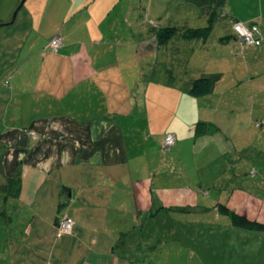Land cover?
<instances>
[{
  "label": "crops",
  "instance_id": "0c3cea01",
  "mask_svg": "<svg viewBox=\"0 0 264 264\" xmlns=\"http://www.w3.org/2000/svg\"><path fill=\"white\" fill-rule=\"evenodd\" d=\"M71 1L58 16L49 7L25 12L16 27L9 25L18 10L11 23L0 21V264H167L161 260L166 249H172L174 264H182L181 257L190 264H264V229L231 225L215 207L218 197L209 195L226 191L222 204L264 224V201L241 188L244 166L220 182L226 165L210 169L213 179L205 184L183 177L190 167L192 174L198 171L194 154L198 159L206 151L211 163L222 159L220 148H229L222 126L264 133V122L254 126L264 119V0H224L207 37L176 36L165 43L154 32L168 19L146 40H118L114 8L84 5L82 18L75 16L81 4ZM146 2L147 11L137 17L148 18L163 0ZM180 3L206 23L201 8ZM230 19L254 28L259 44L243 45ZM68 20L79 25L66 28ZM188 20L168 25L196 26ZM55 34L62 44L52 51L46 41ZM133 62L136 74L128 69ZM156 66L162 78H154ZM203 76L212 78L209 92L188 94L191 81ZM183 113L192 117L186 125L205 122L207 129L193 132L187 143L179 139V126L170 129L174 143L166 154L151 116ZM182 144L190 155L179 152ZM10 179L16 182L12 195L6 191ZM208 203L216 209L211 216L204 215ZM166 210L187 216L178 223L181 241L161 240ZM202 213L212 223L197 218ZM64 215L73 218L71 233L58 235L56 222ZM232 234L255 241L254 248L237 250L233 259L225 247Z\"/></svg>",
  "mask_w": 264,
  "mask_h": 264
},
{
  "label": "rangeland",
  "instance_id": "374dc122",
  "mask_svg": "<svg viewBox=\"0 0 264 264\" xmlns=\"http://www.w3.org/2000/svg\"><path fill=\"white\" fill-rule=\"evenodd\" d=\"M111 1L113 0H87L86 3L84 4L81 2V0H76V3L78 5L79 3L81 4V7H80L81 10L80 8H78V10L82 12L79 11L78 13H76L75 16L78 17L80 15L82 16V18H85L87 16V11L85 8H88V7L90 10L91 9L97 10V9L102 8V6L107 7L103 11L114 8V10L117 11V13L115 14L118 15V20L116 22L118 40L128 39V40H134L135 42L138 40V38L142 40H146L149 36H152L154 28L162 24L164 19H168V21L171 22L179 17L181 18L186 17L189 19L188 22L191 25H196L195 27L199 25L203 26L205 23L203 22V20H200V19L198 20V18L200 17L198 11H195L194 9L190 10L189 7H187L186 9L185 6H184L185 8H183L181 6L180 0H163V3L161 6L158 5L157 7H155V10L146 13L148 15V18L137 17L138 11L147 9V6H146L147 0H115L114 6L109 8ZM20 2L21 0H0V21L2 22L10 21L12 13L17 8L18 12L16 16V23L9 25V26L16 27L18 26V24H20L22 16L24 15L25 12L28 13L29 11L31 12L38 11L39 13L40 12L44 13L50 7V12L48 13L55 12L56 16H58L59 12L64 11V9H67L72 4V1L69 3V0H23L22 4L19 5ZM52 2L54 3L53 7L51 6ZM84 5H86L85 8H83ZM122 11H134L135 15L128 16L127 14H122L121 13ZM161 16L162 18H159ZM121 18H123L125 22H121ZM149 18L151 19L150 22L148 20V23H150V25L147 24L146 22V20ZM158 18L159 20H157ZM106 20H107V24H109L110 17H108ZM106 20L104 21V24L107 26ZM68 21L64 22V26L66 28L70 29V28H74L76 25H79V24H75L74 21L73 22H71L70 20ZM169 22H166L165 25H168ZM56 24L57 25L61 24L59 19L56 21ZM81 26H83L82 21H81ZM35 29L36 27L32 29L33 35L36 36V33H38L37 39L40 41V43L41 42L43 43L44 38H42V36L39 35L41 31L37 32ZM44 31L46 32L47 36L49 37L51 36L52 33L49 34L51 32L49 27L44 28ZM77 33H78V30H77ZM79 34H80V31H79ZM79 34H77L76 36H79ZM48 41H49V38L46 41V43H48ZM118 43L121 44L120 42ZM122 43L124 44V42ZM123 50L124 48L120 50L121 54ZM128 69L129 71H133V73H135V70L137 69V63L133 62V65L131 67H128ZM153 75H154V78L156 77L162 78V77H159L158 66H156L155 72ZM152 100H153V103H155L158 100V98H153ZM148 101H151V99H149ZM148 103L152 104V102H148ZM187 118H189L188 120L192 119L191 116H187L185 115V113H183L175 117L167 116L166 119H164V117L163 119L162 118L155 119L154 116H151V121L152 123L154 122L156 123V128L159 134L163 135L162 136L163 138L167 134H172L171 132H169L170 129L179 126L180 128H177L179 139L184 140L182 141V143H187V142H190L188 139H191V137H193V132H196L195 131L196 123L193 124L192 126L186 125L188 121ZM258 130L259 129L257 128L242 129L237 125H233V126L228 125L227 128L226 127L224 128V126H222L221 131L223 134L221 133V135L222 136L224 135L226 140L228 139L226 143L229 145L228 149H225L227 145L226 147L220 148V152H222L221 154L223 156L222 159L224 160L220 159V157L217 155L218 160H216L214 163H211L209 159L211 154H207L205 156L204 154L206 151L201 152L200 150L201 153H199L198 159L196 158L197 155L195 154L193 155L194 156L193 165L195 167L197 165L196 169L198 171H195L194 174H192V170H190L191 167L186 169L183 175L185 181L191 184L197 181L202 184H205L213 179V177L210 176V173H209L210 169H216V168H219V166L226 165V168L228 169L227 172L225 171L223 176L217 179L219 182L224 181L228 179V178H225L226 176L233 173V171L234 172L237 171L239 168L238 166L241 165V166H244L243 169L239 168V171L242 170L241 175H243V173L245 172V175L239 178V181H241V184H240L241 188L251 193L255 197H257V199L264 201V133L259 135ZM163 138H162L161 144L163 143ZM180 147H181V150L179 152L181 154L185 156L190 155L189 147L187 144H182L180 145ZM212 150L215 151L214 149ZM166 154H169V151H166ZM166 159H167V155H166ZM188 161L190 160H188L187 158L183 159L184 166L186 167L190 166V162ZM213 165L216 167H214ZM259 181L261 182L259 183ZM234 187L237 188L238 186L235 185ZM209 195L210 197H212L213 195H215V197H218V201H220L222 204V201L224 197L227 195V192L221 191L219 193H216V192L213 193V191H211L209 192ZM213 207H214L213 205H210L208 203L207 204L208 210L204 212V215L209 213V216H211V213L213 212V210H216L215 209L216 205L214 208ZM199 215L200 217H197V218L207 219L205 218V216H203V213ZM185 216H186L185 214L175 215V213H172L170 211H167V210L163 211L164 222H162L160 226L161 240L166 241L167 243H170V242L174 243L173 241H175L177 237L176 241H181V239L178 240L179 239L178 233H177L178 232L177 230L179 229L178 223L182 221L186 222L184 218H187V216L186 217ZM207 222L212 223V221H210L209 219H207ZM186 228H189V225ZM152 229H154V227ZM230 237L231 239L228 241L230 245L225 246V247L227 249H231L230 254L234 255L233 259L236 257L235 252L237 250L244 249V247L248 249H252L254 248L256 244L255 241H250L249 238H246L245 240L239 234L237 235L232 234ZM187 242H189V240L183 241L182 244L184 246L187 245L189 247L190 244ZM165 245L167 246L166 243ZM171 251L172 249H166V253H164L165 256H161V260H165L167 264H174L173 261L176 258L171 254ZM181 258H182V264H190L188 263L189 262L188 260H186L183 257ZM191 260L193 261L195 260V258L191 257Z\"/></svg>",
  "mask_w": 264,
  "mask_h": 264
},
{
  "label": "trees",
  "instance_id": "16d2710c",
  "mask_svg": "<svg viewBox=\"0 0 264 264\" xmlns=\"http://www.w3.org/2000/svg\"><path fill=\"white\" fill-rule=\"evenodd\" d=\"M186 1L188 3L196 6V7L201 8L204 11V14L206 15L205 25L199 26V27H187V26L176 27V26H172V25L159 26L154 32L155 39L158 43H165L166 41H168L171 38L176 37V36H178L182 39H186V40L204 39L209 34V32L212 28V25L214 24V21L216 20V18H218V11L220 10L219 8L224 3V0H186ZM234 20H236V19H230L229 20L230 28H231V22ZM231 30H232V28H231ZM234 35H235V33H234ZM60 41H61V39H60ZM259 41H260V38H259ZM61 44L62 43H60V45ZM258 44H259V42H258ZM258 44H256V45H258ZM256 45H251V46H256ZM4 82H7V81H4ZM211 84H212V78L209 76H203V77L195 78L190 83V87L188 89V94H190L193 97L205 95L209 92ZM263 122H264V119L255 120L254 126L258 127ZM207 125L208 124L205 122H199L198 121L195 125L196 133L204 132L207 129L206 128ZM170 135H172V134H170ZM165 136H164V138H165ZM172 137H173V135H172ZM164 138H163V142H164ZM173 139H174V137H173ZM173 143L174 142H172L168 147H165L163 145L164 143H162L160 146L161 150L165 151V152L170 151ZM3 189H5V188L3 187ZM15 189H16V182H15V180L10 179V181L8 182V186H6V191L9 193V195H12V193ZM216 208L220 213L227 215L229 218L230 224L235 226V227L246 228V229H258V230L264 229L263 223L258 222L254 219L250 220L247 217H245L244 215H241L240 213H237V212L227 208L224 204L217 203ZM67 216H69V215H67ZM57 222H56V230H57ZM67 234H69V233H67ZM58 235H60V234H58Z\"/></svg>",
  "mask_w": 264,
  "mask_h": 264
},
{
  "label": "built area",
  "instance_id": "2783aa9c",
  "mask_svg": "<svg viewBox=\"0 0 264 264\" xmlns=\"http://www.w3.org/2000/svg\"><path fill=\"white\" fill-rule=\"evenodd\" d=\"M231 28L235 33L236 37L240 40L243 45H256L259 42V38L255 35L256 31L254 28L243 24L238 20H234L231 22ZM60 36L58 34L53 35L48 41V47L55 51L60 46ZM32 138L36 136L28 131ZM173 142V137L170 134H167L164 138V146L168 147ZM73 224V219L71 216L64 215L57 222V233L58 234H67L71 232Z\"/></svg>",
  "mask_w": 264,
  "mask_h": 264
},
{
  "label": "water",
  "instance_id": "95a60500",
  "mask_svg": "<svg viewBox=\"0 0 264 264\" xmlns=\"http://www.w3.org/2000/svg\"><path fill=\"white\" fill-rule=\"evenodd\" d=\"M22 2H23V0H21V2L19 3V5H21L22 4ZM19 7V6H18ZM16 10H17V8H16ZM16 10L12 13V16H11V19H10V21H9V23H11L12 22V20H13V18H14V15H15V12H16Z\"/></svg>",
  "mask_w": 264,
  "mask_h": 264
}]
</instances>
